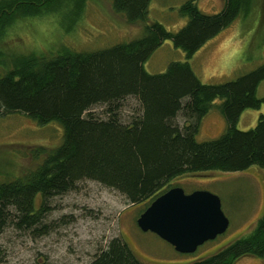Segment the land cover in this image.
<instances>
[{
    "label": "trees",
    "instance_id": "1",
    "mask_svg": "<svg viewBox=\"0 0 264 264\" xmlns=\"http://www.w3.org/2000/svg\"><path fill=\"white\" fill-rule=\"evenodd\" d=\"M56 1L1 2L0 38L13 19L39 16ZM197 1L180 6L187 23L176 33L149 22L151 0H112L116 14L130 25H142L139 38L93 52L63 47L56 53L8 55L0 48L1 115L20 113L38 126L57 123L62 129L58 147L30 150L35 168L23 182L0 184V231L13 221L18 229L45 233L47 226L37 225L47 213L46 201L82 181L97 182L131 205H142L139 216L180 177L252 167L264 172V115L254 128L236 129L244 111L264 105V97L256 96L264 64L233 81L205 85L188 62L239 15L247 17L254 0H224L215 14L201 13ZM166 41L184 53L185 61L170 63L163 73H147L144 64ZM127 98L137 107L123 120L120 103ZM96 106L104 108L102 116L92 112ZM214 107L227 128L214 140L198 142L199 124ZM244 257L264 260V214L249 233L187 264H234ZM88 264L141 263L116 237Z\"/></svg>",
    "mask_w": 264,
    "mask_h": 264
},
{
    "label": "rangeland",
    "instance_id": "2",
    "mask_svg": "<svg viewBox=\"0 0 264 264\" xmlns=\"http://www.w3.org/2000/svg\"><path fill=\"white\" fill-rule=\"evenodd\" d=\"M5 0H0V3ZM188 0H151L148 20L157 22L171 33L187 23L179 8ZM112 0H58L39 16L13 19L2 31L0 48L8 55L56 53L63 47L77 52H93L137 39L142 25H130L112 10ZM201 13H218L224 0H198ZM185 61L184 53L170 41L164 42L144 64L149 74L165 72L172 62ZM199 81L217 85L233 81L264 64V0H254L247 17L239 15L228 27L209 40L188 61ZM0 69V74H1ZM264 97V81L256 92ZM120 116L126 120L137 103L127 98L121 103ZM219 101L215 102V106ZM102 106L93 109L102 116ZM264 105L244 111L236 129L255 127ZM182 123L181 118L177 119ZM226 123L214 107L201 120L196 141H211L226 130ZM62 141L57 123L38 126L24 114L0 113V184L35 168L30 150L34 147L54 149ZM213 173V172H212ZM203 179L175 180L173 187L185 193L205 190L217 195L221 209L229 220L227 231L213 242L200 247L197 257H185L156 235L141 232L136 225L142 205L133 206L117 191L94 181H82L74 190L46 201L47 213L37 225L47 226L45 233L17 228L13 221L0 231V264H88L114 238L127 240L145 260L156 264H187L212 254L225 244L249 233L264 214V172L252 167L244 172L223 173ZM36 227V228H37ZM42 228V227H41ZM40 228V229H41ZM39 229V230H40ZM235 264H264L253 257L238 259Z\"/></svg>",
    "mask_w": 264,
    "mask_h": 264
},
{
    "label": "water",
    "instance_id": "3",
    "mask_svg": "<svg viewBox=\"0 0 264 264\" xmlns=\"http://www.w3.org/2000/svg\"><path fill=\"white\" fill-rule=\"evenodd\" d=\"M213 173L186 175L176 180L203 179L211 177ZM136 225L141 232H150L159 237L177 253L192 254L204 243L224 234L229 227V220L221 209L217 195L205 190H195L187 194L181 187H172L158 196L139 215ZM123 240L141 264H156L138 255L127 240ZM196 260L198 259L194 261Z\"/></svg>",
    "mask_w": 264,
    "mask_h": 264
},
{
    "label": "flooded vegetation",
    "instance_id": "4",
    "mask_svg": "<svg viewBox=\"0 0 264 264\" xmlns=\"http://www.w3.org/2000/svg\"><path fill=\"white\" fill-rule=\"evenodd\" d=\"M215 195V194H214ZM220 202H221V200H220ZM219 237H216V239H218ZM216 239H214L213 241H215ZM213 241H208V242H206V243H204L203 245H202V247H204L206 244H208V243H210V242H213ZM201 247V246H200ZM200 247H198L197 248V250L194 252V253H192V254H180V253H177V254H179V255H182V256H185V257H181L180 259H182V258H185V259H188V258H193V257H197V252H198V249L200 248ZM173 248V247H172ZM200 258H202V257H200ZM196 259H199V258H196ZM195 259H193L192 261H194ZM235 264V263H234Z\"/></svg>",
    "mask_w": 264,
    "mask_h": 264
}]
</instances>
